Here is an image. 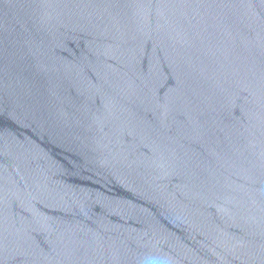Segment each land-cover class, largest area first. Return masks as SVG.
Segmentation results:
<instances>
[{
    "label": "water",
    "instance_id": "1",
    "mask_svg": "<svg viewBox=\"0 0 264 264\" xmlns=\"http://www.w3.org/2000/svg\"><path fill=\"white\" fill-rule=\"evenodd\" d=\"M0 264H264V0H0Z\"/></svg>",
    "mask_w": 264,
    "mask_h": 264
}]
</instances>
